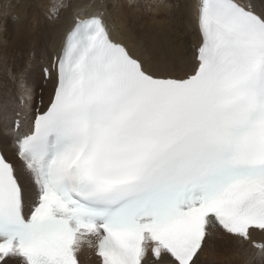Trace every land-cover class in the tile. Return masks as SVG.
<instances>
[{
    "label": "snow or ice",
    "instance_id": "obj_1",
    "mask_svg": "<svg viewBox=\"0 0 264 264\" xmlns=\"http://www.w3.org/2000/svg\"><path fill=\"white\" fill-rule=\"evenodd\" d=\"M109 15L76 14L50 104L15 121L21 167L0 153V262L80 264L87 245L101 264H196L216 224L264 253V0H198L184 74L134 55Z\"/></svg>",
    "mask_w": 264,
    "mask_h": 264
},
{
    "label": "bare ground",
    "instance_id": "obj_2",
    "mask_svg": "<svg viewBox=\"0 0 264 264\" xmlns=\"http://www.w3.org/2000/svg\"><path fill=\"white\" fill-rule=\"evenodd\" d=\"M38 1L39 0H35V1L34 0H0V22L1 23L3 22V24H0V42H5L4 37H6L8 47L16 46V43L24 47V44L27 42L25 36L31 38V36L27 33V31H25V35L22 31L24 27L25 17L28 18L30 24L32 23V20L37 19L36 17L38 13L36 7H32V6H34V4H36V2ZM54 1L56 2V0H51V6H49L47 10L48 15H49V9L53 6ZM86 1L87 0H81L80 3L82 4L79 5L77 10L69 9L68 12H61V13L58 12V18L53 17L50 20H48V18L45 15L44 17L41 16L40 22L37 21L38 19L36 20V24L34 27L36 33L39 35L47 36V38L45 39L46 46H48L52 42V45L56 53L55 54L53 52L54 51L53 48L49 46L39 51V55H41L42 58L40 61H42L43 67L47 66L48 68H50V66L53 63V57L55 55L57 56L58 54H60L63 47V41L65 35L72 28L76 14L81 9H87L89 13L97 11L98 6H96V4L99 5V3H96V1H100V0H95V6H89V3L87 4ZM111 1H115V0H101V3H103L107 7L110 13L108 18L109 22L116 25V33L119 35L120 38L124 40L126 44H128L129 48L131 49L134 55L140 56L142 59L146 61V63L153 65L159 69H162L164 71L170 69L174 73H178V74L191 72L195 68L196 65L195 50L199 47V43L202 39L196 19V4L198 0H176L177 5L176 7H173L170 10V14H169L170 17L168 20L165 21L162 30H159L157 28L153 29L151 27H146L139 24L138 22H136L134 28L131 29L129 27V21L131 20V18L129 19L128 16H126V13L120 12L123 9V7H120L118 11L113 10V13L111 10H109V3ZM240 2L255 3L259 7L258 0H240ZM60 15H65L66 17H68L69 18L68 22L63 20L60 17ZM6 16H8L9 19ZM13 17H16V19H14ZM180 23H182L183 25L182 30L186 34L178 35V25ZM184 24H187L188 26L187 30L184 27ZM129 32L133 33L135 37L134 40L129 39L126 36V34ZM143 46H147V48L143 49L142 48ZM146 51H148V54L145 55ZM21 58L19 59V61L21 60ZM159 61H163L164 64L163 65L159 64ZM176 65H179L178 70L174 69V66ZM191 66H192V70H191ZM34 74L35 71L33 75ZM42 78L44 81V76L43 74H41L40 71V78L39 76H37V80L41 81ZM55 83H56V74H55V70L52 69L51 75H49L47 87L42 88L41 89L42 91L40 92L39 95V99H41L43 105L45 103L46 105L48 104L47 101L51 98V94L49 92L54 88ZM6 91H8V88ZM28 110L31 111V109ZM21 112L24 114V111L21 110ZM28 114L31 117V113L28 112ZM20 117L22 118L21 130L23 131L24 128L27 127V125L29 124L30 117L27 118L26 120L21 116V114ZM2 138H3L2 140L3 148L7 157L8 158L11 157V159L14 160L13 158L15 154L13 153L14 145L12 139L8 142V140L10 139L9 137L2 135ZM14 164L18 168L21 167V161H18L17 159L14 160ZM217 234H220L221 237L223 236L224 239V240L222 239L223 241L217 240V236L213 238L214 242H216V244H219V246H221V244L223 243L229 245L230 243H234L237 244L236 248H238V251L234 252L235 254L239 255V253H241L243 254L242 256L249 258V260L251 259L250 261H253V258H255V260L261 259L260 256L263 253L259 249L253 247L251 244L239 243L234 237L221 231L216 225L209 229V237L207 240V244L209 243V239H211V236L213 235L215 236ZM253 237L256 243H264V233L259 231L253 232ZM238 243L240 245H238ZM207 244L205 245L203 252L198 254L199 259L203 255H206V253H208V256L212 257L213 253L210 250L211 252L209 254L210 248L208 249ZM249 245L254 249V252L253 250H250ZM219 250L222 249L219 248ZM87 252L88 251L86 250V248L83 247L80 252L81 256H83V259H85L84 257ZM245 252L246 255H244ZM216 253L217 252L215 251V254ZM256 256H258V259H256ZM199 259L197 260L196 264H199L200 261ZM20 262L21 261L18 259V263ZM8 264H17V263L15 262V260H9ZM168 264H170V259L168 261Z\"/></svg>",
    "mask_w": 264,
    "mask_h": 264
},
{
    "label": "rangeland",
    "instance_id": "obj_3",
    "mask_svg": "<svg viewBox=\"0 0 264 264\" xmlns=\"http://www.w3.org/2000/svg\"><path fill=\"white\" fill-rule=\"evenodd\" d=\"M80 1L81 0H63L66 7L61 8L59 12L60 13L68 12L69 9L77 10L79 5L82 4L80 3ZM258 1L260 5L261 1L260 0ZM60 2L61 0H56V2L55 1L53 2V5H58ZM86 2L87 4L88 3L90 4V0H87ZM96 3L100 4L101 0L96 1ZM176 5H177L176 0H135L134 4H130L128 0H115L109 3V10H111L113 13V10L118 11L120 7H123V9L120 12L126 13V16H128L129 19L131 18V20L129 21V27L131 29H133L135 23L138 22L143 26L162 30L165 21L168 20L170 17L169 16L170 10L173 7H176ZM49 6H51V0H39L38 2H36V4H34V6H32V7H36L37 10L38 13L36 17L38 19V20L36 19L37 21L40 22L41 16L44 17L45 15L48 18V20H50L47 12ZM96 6L99 5L96 4ZM6 17L9 19L8 16ZM60 17L66 22H68L69 18L66 17L65 15H60ZM36 20H32V23L30 24L28 18L25 17L24 27L22 31L24 35H25V31H27V33L31 36V38L25 36L27 42L24 44V47L20 46V44L18 45L17 43L16 46L8 47L6 37H4L5 42H0V102H1L0 103L1 104L0 105V141L1 142L3 140L2 135H5L10 138L8 142L11 140V137L14 136L16 132L14 129V119L18 116L20 117L19 114H21V116L25 120L30 117L28 112H30L31 116H33L34 108L36 106L35 103L37 102V95L39 93L38 91L39 87L41 88L46 86L43 82V78L41 79V81L37 80V76H39L40 78V71L41 74H43V70H44L43 68L46 67V66L43 67L42 61H40L42 58L41 55H39V51L45 49L48 46L53 48L54 50V47L52 45V42L48 46H46L45 39L47 38V36L39 35L36 33L34 29ZM0 24H3V22L2 23L0 22ZM184 27L187 30L188 27L187 24H184ZM182 29H183V25L182 23H180L178 25V35L186 34L183 32ZM142 48L146 49L147 46H143ZM53 52L55 53V50ZM146 54H148V51L145 52V55ZM20 58L21 60L19 61ZM159 64L163 65L164 62L159 61ZM174 69L178 70L179 65L174 66ZM191 70H192V66H191ZM34 71L35 74L33 75ZM167 71L173 72L170 69H168ZM21 84H23V87H21ZM7 88L9 93L8 91H6ZM41 91L42 90H40V92ZM29 92L32 93L33 95L30 94L29 96L28 95ZM23 109L25 110L24 114L21 112V110ZM28 109H31V111ZM13 148H14L13 153L15 154L13 159L19 160V158L16 155L15 147L13 146ZM216 236H217V240L223 239V236L221 237L220 234L211 236V239H209V243L207 244V247L208 249L210 248L209 254L212 251L213 253L212 257L208 256V253H206V255H203L199 259L200 260L199 264H207V263L208 264H260V263L264 264V253L260 256L261 261L255 260V258H253V261H250L251 259L249 260V258L242 256L243 254L239 253L238 255L234 253L235 251H238V248H236L237 244L230 243L229 245L223 243L221 244V246H219V244H216V242H214L213 240V238ZM238 245L240 244L238 243ZM219 248H221L222 250H219ZM250 250H253L254 252V249L251 246H250ZM215 251L217 252L216 254ZM244 255H246V252ZM256 259H258V256H256ZM15 262L19 264L18 259H16Z\"/></svg>",
    "mask_w": 264,
    "mask_h": 264
}]
</instances>
